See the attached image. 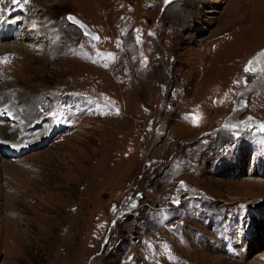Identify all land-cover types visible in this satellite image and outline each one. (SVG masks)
<instances>
[{
    "label": "rangeland",
    "instance_id": "374dc122",
    "mask_svg": "<svg viewBox=\"0 0 264 264\" xmlns=\"http://www.w3.org/2000/svg\"><path fill=\"white\" fill-rule=\"evenodd\" d=\"M2 18L41 38L0 55V264L254 258L264 0H0Z\"/></svg>",
    "mask_w": 264,
    "mask_h": 264
},
{
    "label": "bare ground",
    "instance_id": "6f19581e",
    "mask_svg": "<svg viewBox=\"0 0 264 264\" xmlns=\"http://www.w3.org/2000/svg\"><path fill=\"white\" fill-rule=\"evenodd\" d=\"M5 20H6L5 18L4 19L2 18L0 20V55L6 56L8 53L9 54L10 53H22L23 55L27 56L28 55L27 52L29 50H25L24 48L19 47V46L14 45V44L23 43V42H26V44H27L28 41H31L32 37L33 38L35 37L34 40L41 38L40 31H38L39 29L35 30L33 32V29H35L34 26H32L31 24H25L24 21L22 23L23 19H20L19 21L18 20L15 21V19H14V20L9 21L8 23ZM73 24H75V23H73ZM75 25L78 26L77 24H75ZM78 27L81 29L80 26H78ZM7 42H9V43H7ZM58 43H59L58 41L54 42V45H57ZM0 61H1V59H0ZM10 64H12V62H10ZM3 70H4V68H3ZM10 71H11V69H10ZM11 78L17 79V72L15 74H12ZM14 87L16 89L20 90L21 86L19 84V80L14 84ZM7 101L8 100H4V101L2 100V102L0 103V126H3L2 120L6 119L5 114L7 112L5 113L6 110L4 111L3 107L6 108L4 103H6ZM15 107H17V105L14 102H12V105H10V108H12V110H13V109H15ZM7 114H8L7 118L12 116L11 113H7ZM0 141L2 142L1 144L5 143V141L1 138H0ZM258 184H259L258 181L249 182L248 185H250V187H247V189H246L247 194L248 195L253 194L252 195L253 197L258 196L257 194H262L264 189L262 190L259 188H254L255 185H258ZM257 187H261V186H257ZM255 250H257L258 253L247 264H264V247L263 246H256Z\"/></svg>",
    "mask_w": 264,
    "mask_h": 264
},
{
    "label": "water",
    "instance_id": "95a60500",
    "mask_svg": "<svg viewBox=\"0 0 264 264\" xmlns=\"http://www.w3.org/2000/svg\"><path fill=\"white\" fill-rule=\"evenodd\" d=\"M70 17L72 19H70ZM67 19L72 22L77 24L78 26L81 27L82 33L85 34V36L90 37L91 39H95L96 38V34L91 32L85 25H83L82 23H80L76 18H74L73 16H67Z\"/></svg>",
    "mask_w": 264,
    "mask_h": 264
},
{
    "label": "snow or ice",
    "instance_id": "6c2138e0",
    "mask_svg": "<svg viewBox=\"0 0 264 264\" xmlns=\"http://www.w3.org/2000/svg\"><path fill=\"white\" fill-rule=\"evenodd\" d=\"M17 2V0H13V3H16ZM165 2L167 3L168 2V0H165ZM70 19H72L71 17H70ZM251 63V62H250ZM250 69L248 68V67H246L245 68V71H249ZM262 131H264V127H262V129H261Z\"/></svg>",
    "mask_w": 264,
    "mask_h": 264
}]
</instances>
